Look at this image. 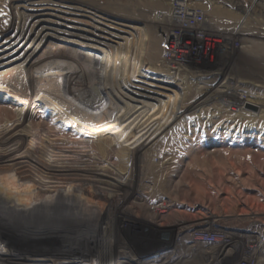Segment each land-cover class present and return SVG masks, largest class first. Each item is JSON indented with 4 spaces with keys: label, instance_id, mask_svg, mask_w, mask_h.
<instances>
[{
    "label": "rangeland",
    "instance_id": "obj_1",
    "mask_svg": "<svg viewBox=\"0 0 264 264\" xmlns=\"http://www.w3.org/2000/svg\"><path fill=\"white\" fill-rule=\"evenodd\" d=\"M47 1L0 0V34L12 33L30 13L38 16L27 21L22 38L0 47V87L6 88L0 91V107L11 110L0 121V148H19L21 155L25 148L43 146L51 160L70 165L84 162L88 167L79 175L138 180L122 189L125 198L111 201L107 214L117 228V247L125 244L138 258L163 256L170 264H180L182 259L185 264H209L202 246L188 237L190 231L206 228L210 231L198 239H219L217 230L231 234L218 249L220 264H264V0H188L205 11L213 30L240 38L232 62L218 71L216 65L206 66L202 77L191 71L169 75L163 69L167 22L158 15L167 16L172 0H50L71 1L103 20L17 8L29 4L28 9L37 10ZM121 22L131 27L121 40L85 34L94 28L120 29ZM116 84L151 96L156 104L166 102L165 110L159 114L154 106L141 117L134 109L128 113L134 105L119 95ZM221 91H237L262 105L263 113L254 116L220 107L214 102ZM14 94L19 104L7 97ZM175 97L182 111L174 123L140 152L129 150L143 132L160 127L167 110L171 107L173 112ZM121 115L125 120L121 125L128 127L116 142L112 136L76 137L73 127L63 130V118L88 126L116 121ZM52 120L57 122L54 127ZM117 148L123 153L116 156ZM148 154L153 163L147 161ZM142 181L152 190L141 188ZM160 203L169 206L158 209ZM88 206L94 214L81 208L75 219L108 227L106 220L90 222L98 211ZM250 233L258 238L256 246L245 241Z\"/></svg>",
    "mask_w": 264,
    "mask_h": 264
},
{
    "label": "bare ground",
    "instance_id": "obj_2",
    "mask_svg": "<svg viewBox=\"0 0 264 264\" xmlns=\"http://www.w3.org/2000/svg\"><path fill=\"white\" fill-rule=\"evenodd\" d=\"M27 5L29 4L18 5L17 8L21 7L25 10H32L33 12H54L63 17H85L88 19L103 20L101 17L91 16L87 11L79 8V6L71 1L53 2L49 0L43 2L41 7L37 10L28 9ZM35 17L38 16L30 13L23 18V25H17L18 27H16L12 33L6 32L0 34V47L8 42L14 43L22 38L26 34L25 28L27 21ZM43 21L45 20L43 19ZM97 23L101 24L100 22ZM57 24L63 25V22ZM118 26H120V29L111 31L94 28V31H85V34H88L90 37H97L102 40L114 42L116 40H121V35L128 33V30L131 29L129 25L123 24L122 22L118 23ZM75 27L71 29H76ZM96 31L98 33H96ZM234 34L237 35L236 33ZM100 45L103 46L104 44ZM108 60L113 61L115 59ZM217 68L216 70L218 71L219 66ZM168 74L174 73L168 72ZM154 87H156L155 89L157 90L167 91L158 86ZM5 89L4 86L0 87V91H5ZM116 90L122 98L134 105L131 106V109L127 110L128 113L134 109L133 111L136 112L135 114L140 117L145 115V110H148V108L151 110L154 106H158L155 111L160 114L162 109L167 105L166 102L162 101L156 104V102H153V97L135 91V89L130 86L116 84ZM224 92L225 91H221L222 94L219 95L218 101L216 100V102H214L220 107H226L231 110L236 109L237 113L238 110H244L250 114L252 113L254 116L263 113L261 110L262 105L255 102L252 103L251 100L241 97V94L237 93V91L227 94ZM151 94L160 95L161 93L151 92ZM15 96L16 97L7 95L13 102L15 101L19 104V99H17V95ZM173 101L175 102H173V112H169V109H171L169 106L170 108L167 110L166 114L162 116L160 127L152 129L151 132H143L140 136L141 139L129 144V150H137L140 152L143 147L154 142L167 126L174 123L182 110L178 104L179 98L175 97ZM25 112H29V106H26ZM8 113H11V110L8 107L1 106L0 121L4 120V115ZM10 115L12 116V114ZM19 115L18 113L17 116ZM39 117L41 118L42 115H39ZM124 117L126 116L124 115ZM122 118L123 116L116 121H100L94 125L88 126L83 122L74 121V118L73 120L63 118L62 123L64 127L63 130H65V127L75 128L74 131L78 134L76 137H78L79 134L86 138L112 136V140L116 142L123 137L125 128L128 127L121 125V123L125 121ZM133 119H139V117L133 116ZM53 124L55 125L57 122H53L51 127H54ZM46 135L48 136V134ZM119 147L124 148L123 146ZM19 151V148L13 147L0 148V264H170L166 259L167 257L162 256L159 258L150 256L141 259L130 252L125 244H121L120 247H117L119 243L118 237L116 236L117 228L112 227L114 226V219L111 218L110 215L107 216V214L110 213L109 208L112 206L111 201L118 196L125 198V195H120L122 189L136 185V181L138 180L135 181L133 177L127 179L123 177L90 178L79 175L78 173L82 171L83 168L85 169L88 167L84 162L78 165H70L66 162H60L59 160H51L49 155L45 153L46 149L43 146L25 148V151L21 155L18 154ZM98 152L105 153L104 149L101 148H98ZM122 153L121 148L116 149V156ZM146 157L149 163H153L150 154L146 155ZM32 158L35 159V161H32ZM143 181L147 182V180ZM143 181L138 185L148 190L149 188L143 184ZM149 190H152V188ZM152 192L153 191L149 194ZM137 201L138 203L141 202L140 200ZM88 204L95 206V209L98 211L95 215L96 219H91L90 222H94V220L98 221V219L102 221L106 220L108 227H92L81 222V220L75 219V213L83 208V210L91 211L92 208L89 207ZM86 205L88 207H86ZM168 206L167 204L160 203L157 205V208L167 209ZM145 207L149 206L145 205ZM91 213L94 214L93 211H91ZM209 231L210 230L206 228L195 229L189 232L188 237H190L192 241L195 239L193 242L195 245H198V247L202 246L201 253L205 254L209 264H220L219 261H217L218 249L225 246L224 244L230 240L231 234L223 230H217L219 233L218 235L221 236L219 239L208 240V242L206 240V242H204L203 239L197 238V236ZM232 235L235 236L233 233ZM244 238L246 243L251 246H256L258 242L256 240L258 238L251 233L245 235ZM186 262V260L182 259L180 264H185Z\"/></svg>",
    "mask_w": 264,
    "mask_h": 264
},
{
    "label": "built area",
    "instance_id": "obj_3",
    "mask_svg": "<svg viewBox=\"0 0 264 264\" xmlns=\"http://www.w3.org/2000/svg\"><path fill=\"white\" fill-rule=\"evenodd\" d=\"M163 18L167 22L161 50L164 71L187 73L193 69L191 72L202 77L208 71L206 66L229 65L240 46L238 35L213 30L205 11L188 0H172L167 16L158 15L160 21Z\"/></svg>",
    "mask_w": 264,
    "mask_h": 264
}]
</instances>
